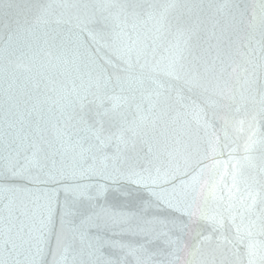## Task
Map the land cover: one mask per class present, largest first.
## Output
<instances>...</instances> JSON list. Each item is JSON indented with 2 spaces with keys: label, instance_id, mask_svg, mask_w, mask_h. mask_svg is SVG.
<instances>
[{
  "label": "water",
  "instance_id": "95a60500",
  "mask_svg": "<svg viewBox=\"0 0 264 264\" xmlns=\"http://www.w3.org/2000/svg\"><path fill=\"white\" fill-rule=\"evenodd\" d=\"M177 40L182 47L187 40L184 62L211 82V89L173 93L157 104V82L166 78L154 65ZM260 84L264 0H0V172L23 166L34 152L44 171L92 166L126 172L168 163L167 152L188 145L189 130L199 133L201 148L213 134L223 142L227 132L237 157H251L235 187L230 172L221 184V195L227 199L231 189L239 207L248 185L259 194L264 183V149L243 150L253 117L257 135L264 132ZM213 91L226 94L217 97L215 114L206 108ZM177 112L181 119L174 122ZM122 130L133 141L127 147L117 140ZM35 175L45 179L40 169H33ZM18 185L24 191L0 198V229H11L10 243L0 249L2 264H26L33 243L29 229L39 219L42 193L60 192L64 199L51 181L28 183L26 178ZM111 190L120 197L109 200L117 207L139 209L147 196L132 184ZM9 200L11 218L4 209ZM89 239L67 231L70 261L89 264L112 254L105 248L90 257ZM166 239L148 245L146 264H247L244 247L213 241L194 252L195 239L186 237L183 250L175 252ZM253 242L259 249L264 235L257 232Z\"/></svg>",
  "mask_w": 264,
  "mask_h": 264
},
{
  "label": "snow or ice",
  "instance_id": "6c2138e0",
  "mask_svg": "<svg viewBox=\"0 0 264 264\" xmlns=\"http://www.w3.org/2000/svg\"><path fill=\"white\" fill-rule=\"evenodd\" d=\"M183 44L182 47L179 40L170 44L168 55L162 56L154 65L166 78L157 82V104L171 100L173 93L186 95L201 89L207 93L211 89V82L185 64L183 52L187 40ZM258 89L260 115L264 118V84L258 85ZM225 95L222 91H213L207 98L206 108L211 107L215 114V108L221 103L217 97ZM204 115L202 127L206 128V111ZM180 119L181 113L177 112L173 121L179 122ZM261 127L264 128V124ZM247 131L249 135L243 144L244 152L250 153L257 145L264 149V132L257 135L255 117ZM187 135L189 143L183 150L167 152L168 163H150L148 167L129 168L126 172L100 170L92 166L69 173L55 168L44 171L36 152L27 158L23 166L0 172V194H3L0 198L3 199H8L9 193L24 191L18 181L26 178L28 183L51 181L63 191V201L60 192L42 193L44 204L41 205L39 219L29 229L33 243L26 264H78L75 258L71 261L68 258L70 247L66 243V233L69 230L78 233L81 239L90 238V257L96 251L103 253L105 248L111 249L112 254L105 259L97 257L89 264H146L143 257L148 245L157 243L161 237L167 238L165 242L175 252L183 250L186 237L195 239L194 252L213 241L218 246L231 245L237 250L244 247L247 264H257L258 261L264 264V245L258 249L253 242L257 232L264 235V183L259 185V194L255 192V185H248L251 190L238 201L239 207L233 203L231 189L227 199L221 195L225 175L230 172L235 187L241 179L243 163L251 157H237L236 149L228 143L227 132L223 142L213 134L202 148L198 132L189 130ZM117 140L125 147L133 142L123 130ZM149 152H153L151 146ZM225 156L227 159L223 158ZM33 169H40L45 179L33 176ZM115 173L125 179L117 180ZM125 184H132L147 193L139 209L117 207L109 202L110 197L120 198L111 190L112 186ZM4 209L11 218V200L4 205ZM10 231L0 229V249L10 243L7 235Z\"/></svg>",
  "mask_w": 264,
  "mask_h": 264
}]
</instances>
